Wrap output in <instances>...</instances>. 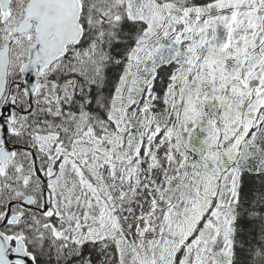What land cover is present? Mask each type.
<instances>
[{
	"label": "snow or ice",
	"instance_id": "1",
	"mask_svg": "<svg viewBox=\"0 0 264 264\" xmlns=\"http://www.w3.org/2000/svg\"><path fill=\"white\" fill-rule=\"evenodd\" d=\"M0 264H264V0H0Z\"/></svg>",
	"mask_w": 264,
	"mask_h": 264
}]
</instances>
